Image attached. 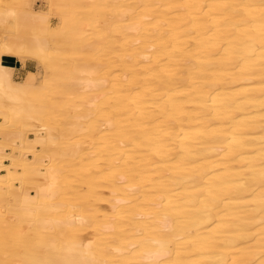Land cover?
Wrapping results in <instances>:
<instances>
[{
	"label": "bare ground",
	"instance_id": "bare-ground-1",
	"mask_svg": "<svg viewBox=\"0 0 264 264\" xmlns=\"http://www.w3.org/2000/svg\"><path fill=\"white\" fill-rule=\"evenodd\" d=\"M33 1L0 0V264H264V0Z\"/></svg>",
	"mask_w": 264,
	"mask_h": 264
},
{
	"label": "rangeland",
	"instance_id": "rangeland-1",
	"mask_svg": "<svg viewBox=\"0 0 264 264\" xmlns=\"http://www.w3.org/2000/svg\"><path fill=\"white\" fill-rule=\"evenodd\" d=\"M33 5H34L35 8H39L41 10H46L47 9V4H46L45 0L44 1L43 0H34L33 1ZM85 10H87V9H85ZM77 11H79V10L77 9L76 12ZM56 20L57 19H56L55 15H53V14L49 15V23L51 25L55 24ZM107 45H108L107 43H101L97 47L98 49L100 48L99 51L97 52L98 56H101L104 59L107 57L106 54H108V52H109V50L107 48ZM74 53L75 52H73V51H70L69 53H68V51H65V54H70L71 56ZM14 60L16 62V65H15V68H14V76H15L16 79H21L22 76L28 70L34 71L36 73L35 74L36 77H40L39 68H38V66H37L35 61L27 59V60H25L24 62L21 63L20 61H17L16 59H14ZM64 106L62 105L61 108H63Z\"/></svg>",
	"mask_w": 264,
	"mask_h": 264
},
{
	"label": "trees",
	"instance_id": "trees-1",
	"mask_svg": "<svg viewBox=\"0 0 264 264\" xmlns=\"http://www.w3.org/2000/svg\"><path fill=\"white\" fill-rule=\"evenodd\" d=\"M9 59V60H8ZM11 59V60H10ZM3 61L5 62V63H8V64H10V63H12V64H10V65H16V62H15V60L12 58V57H4L3 58ZM7 61V62H6ZM12 61V62H11Z\"/></svg>",
	"mask_w": 264,
	"mask_h": 264
}]
</instances>
